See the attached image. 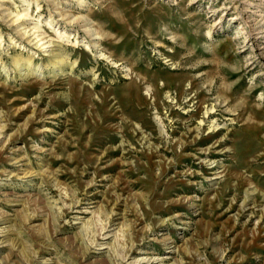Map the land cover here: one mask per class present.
<instances>
[{"label":"rangeland","instance_id":"obj_1","mask_svg":"<svg viewBox=\"0 0 264 264\" xmlns=\"http://www.w3.org/2000/svg\"><path fill=\"white\" fill-rule=\"evenodd\" d=\"M0 264H264V0H0Z\"/></svg>","mask_w":264,"mask_h":264},{"label":"bare ground","instance_id":"obj_2","mask_svg":"<svg viewBox=\"0 0 264 264\" xmlns=\"http://www.w3.org/2000/svg\"><path fill=\"white\" fill-rule=\"evenodd\" d=\"M37 36H35V38H36ZM40 38V37H39ZM39 38H37V40H38V44H39V47L40 48H42V50H45V51H50V54H52L55 50L56 51H62L63 50V46H64V43L63 42H65L64 40H65V38H66V41L67 42H69L70 41V38L69 37H66L65 36V33L64 34H62V36H60V38H61V42H60V44H55L53 41H45L44 42V40L43 39H40L39 40ZM56 42V41H55ZM74 43V42H73ZM37 44V45H38ZM62 45V46H61ZM55 56H58L59 57V55H55ZM29 64V63H28ZM29 66V65H28ZM213 111H215L214 110V108H211V111H207V114L209 115V114H212L213 115ZM209 117V116H208Z\"/></svg>","mask_w":264,"mask_h":264}]
</instances>
